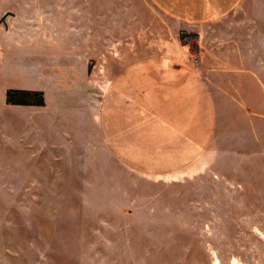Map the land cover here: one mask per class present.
<instances>
[{
    "label": "rangeland",
    "instance_id": "374dc122",
    "mask_svg": "<svg viewBox=\"0 0 264 264\" xmlns=\"http://www.w3.org/2000/svg\"><path fill=\"white\" fill-rule=\"evenodd\" d=\"M47 1L0 5V91L49 95L0 94V264H264V0H244L208 55L223 79L201 71L219 103L209 146L160 174L110 157L92 110L107 63L154 56L145 38L141 52H119L121 12L128 35L152 22L137 27L126 0Z\"/></svg>",
    "mask_w": 264,
    "mask_h": 264
},
{
    "label": "crops",
    "instance_id": "0c3cea01",
    "mask_svg": "<svg viewBox=\"0 0 264 264\" xmlns=\"http://www.w3.org/2000/svg\"><path fill=\"white\" fill-rule=\"evenodd\" d=\"M10 2L0 0V5ZM91 4L92 0L89 7ZM123 4L136 7L133 22L137 27L146 21L152 22V26L150 33L136 29V33L128 35L127 9L123 15L121 12L119 52H141L145 38L150 40L151 52L141 50L154 56L132 61L120 57V61L106 64L108 72L101 94L97 102L92 100V110L97 115L95 131L101 136L103 148L119 164L150 174L169 173L191 164L211 142L218 125L219 103L203 75L216 68L223 79L225 67L216 58L209 60L208 55L217 56L222 42L232 37L224 31L239 22L237 12L245 3L244 0H126ZM147 9L149 15L145 13ZM95 17L89 16L88 38L96 37ZM104 31L103 36L112 35ZM129 38L132 49L128 47ZM137 38L140 40H132ZM184 39L187 41L183 42ZM243 42L244 47L255 45L254 40ZM257 62L263 64V57ZM234 82L249 85L245 77ZM26 89L41 91L43 101L49 98L44 86ZM3 92L2 87L0 94Z\"/></svg>",
    "mask_w": 264,
    "mask_h": 264
},
{
    "label": "trees",
    "instance_id": "16d2710c",
    "mask_svg": "<svg viewBox=\"0 0 264 264\" xmlns=\"http://www.w3.org/2000/svg\"><path fill=\"white\" fill-rule=\"evenodd\" d=\"M187 39H184L183 42H186ZM18 94L21 97L14 98V95ZM31 95H37V100L33 101L35 104H41L43 101L42 93L39 90L33 89H23V88H8L5 91V101L7 103H20V104H29L32 101L29 99Z\"/></svg>",
    "mask_w": 264,
    "mask_h": 264
}]
</instances>
